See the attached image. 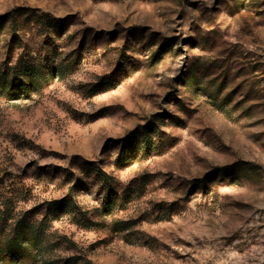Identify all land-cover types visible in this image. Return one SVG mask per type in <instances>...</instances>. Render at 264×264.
Segmentation results:
<instances>
[{
    "label": "rangeland",
    "instance_id": "obj_1",
    "mask_svg": "<svg viewBox=\"0 0 264 264\" xmlns=\"http://www.w3.org/2000/svg\"><path fill=\"white\" fill-rule=\"evenodd\" d=\"M19 8L87 30L90 46L76 33L74 69L0 97L5 235L67 195L63 171L93 162L127 203L101 216L95 194L81 196L91 229L47 221L56 259L264 264V0H0V16ZM21 54L0 40V64ZM104 79L121 84L101 91ZM146 128L156 150L118 164Z\"/></svg>",
    "mask_w": 264,
    "mask_h": 264
},
{
    "label": "trees",
    "instance_id": "obj_2",
    "mask_svg": "<svg viewBox=\"0 0 264 264\" xmlns=\"http://www.w3.org/2000/svg\"><path fill=\"white\" fill-rule=\"evenodd\" d=\"M70 29L65 19L51 18L30 8H19L1 15L0 40L10 50L17 46L22 48L23 54L14 65H10V62L0 64V97L12 100L20 93L40 90L43 85L53 82L57 77H64L74 69L77 57L66 53L65 44L80 32L85 46H90V33L87 30L73 32ZM31 31L36 33L33 45L29 43L34 39L27 37ZM119 64H123V57ZM120 84L118 80L104 79L98 87L101 91H108ZM153 132L152 128H146L140 135L135 134L133 145H127L120 151L117 163L124 165L136 156H150L157 148L153 142ZM71 168L80 171L82 176L78 177L73 171H63L62 178L68 185V193L62 199L46 203V216L41 221L23 216L11 226L7 235L1 221L0 264H75L72 259L60 261L54 257V250L46 235L48 222L67 217L82 229L94 227L95 222L79 201L85 195L95 194L101 216H110L127 203L121 199L115 178L96 163L83 161L80 165L74 163Z\"/></svg>",
    "mask_w": 264,
    "mask_h": 264
}]
</instances>
